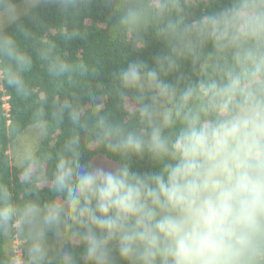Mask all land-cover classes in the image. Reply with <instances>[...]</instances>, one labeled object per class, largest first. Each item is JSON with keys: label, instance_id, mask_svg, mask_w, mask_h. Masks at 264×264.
Masks as SVG:
<instances>
[{"label": "clouds", "instance_id": "clouds-1", "mask_svg": "<svg viewBox=\"0 0 264 264\" xmlns=\"http://www.w3.org/2000/svg\"><path fill=\"white\" fill-rule=\"evenodd\" d=\"M95 2L0 0V87L36 96L29 130L13 129L26 198L0 181V237L14 240L0 264H264V0H104L133 52L156 51L92 84L25 19L55 8L70 44ZM18 37L81 93L34 92ZM65 124L55 157L39 154Z\"/></svg>", "mask_w": 264, "mask_h": 264}, {"label": "trees", "instance_id": "trees-1", "mask_svg": "<svg viewBox=\"0 0 264 264\" xmlns=\"http://www.w3.org/2000/svg\"><path fill=\"white\" fill-rule=\"evenodd\" d=\"M108 15L109 9L104 0H96L92 10L80 19L85 35L70 44L60 39L59 32L63 21L57 15L55 8L41 5L35 10V19H25V25L36 33L39 40H49L55 43L57 51L66 54L72 61L84 62L87 72L77 76L76 79L84 83H106L110 73L122 67L128 59L139 57L150 63L156 51L154 46L142 52H133L131 43L125 42L113 32ZM9 30L12 31V29ZM18 39L35 60L34 68L27 77L34 92L46 91L50 96L59 94L61 91L81 93V89L73 87L67 79L55 80L49 76L33 49L32 45L37 41H25L22 37ZM35 102V95L21 97L13 89L0 87V181L12 189L14 199L17 200L25 199L26 194L25 186L22 184L21 167L10 153L18 140L13 129L19 125L23 132L26 133L29 130V116ZM69 134L67 124L62 127H51L48 135L39 142V154H49L54 158L63 140ZM96 155L115 162L102 149L94 154L92 159ZM85 158H88L87 154ZM40 195L42 199L46 198L47 190ZM5 249L6 238L3 236L0 237V259L3 258Z\"/></svg>", "mask_w": 264, "mask_h": 264}, {"label": "rangeland", "instance_id": "rangeland-1", "mask_svg": "<svg viewBox=\"0 0 264 264\" xmlns=\"http://www.w3.org/2000/svg\"><path fill=\"white\" fill-rule=\"evenodd\" d=\"M18 143H19V140H17V144H16L15 148L12 149L11 152H10L14 158H15L16 148L18 146ZM93 160H94L95 163L100 164V165H103L105 167H110L114 163V162H112L110 160L108 161L107 159H105L101 155H96L93 158ZM5 238H6V249H7V248H9L13 244L14 240H13V237L10 236V235L5 236Z\"/></svg>", "mask_w": 264, "mask_h": 264}]
</instances>
